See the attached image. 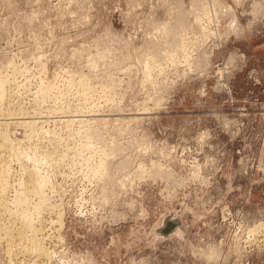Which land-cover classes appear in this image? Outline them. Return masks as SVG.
Instances as JSON below:
<instances>
[{"label":"rangeland","instance_id":"1","mask_svg":"<svg viewBox=\"0 0 264 264\" xmlns=\"http://www.w3.org/2000/svg\"><path fill=\"white\" fill-rule=\"evenodd\" d=\"M6 80L0 113L36 125L3 128L8 198L28 170L55 206L43 264H264V0H0Z\"/></svg>","mask_w":264,"mask_h":264},{"label":"bare ground","instance_id":"2","mask_svg":"<svg viewBox=\"0 0 264 264\" xmlns=\"http://www.w3.org/2000/svg\"><path fill=\"white\" fill-rule=\"evenodd\" d=\"M226 7H228V6H226ZM229 9H231V8L228 7V9H226V11L228 12ZM234 23H236V22H234ZM143 68H145V70L143 69L145 72V75L143 76L144 80L148 81L150 79V74H149L150 70L153 67L149 63H145ZM96 71H97V69H96ZM99 71H100V69H99ZM80 74H82V73H80ZM85 79H87V78H85ZM7 81L8 80L0 83V101L1 102L2 101L9 102L8 98L13 97V95L15 94L14 89H12V91H10V90L6 91L5 90L6 89L5 86H6ZM88 81H90V80H88ZM131 81H132V79H131ZM23 118L24 117L20 116L19 113H10V114L9 113H0V205L4 209L3 214L5 216L10 217L9 222L0 223V239H3L6 242V246H8L9 249H12L14 247V245H16L17 249H19L24 255H26L29 258H31L32 256H36L34 261L38 260L40 262V264H43L44 261H46L50 258V252L47 250V248L43 244V239H39L38 232L41 231L40 225H41L42 221L44 220L43 219V212L45 211V213H46L47 210H50V212H52V211H54V210H51L53 207H54L53 209H55L54 205H52L53 207H51L50 202H52V201H49L48 199H46V197L44 195V188L47 187L46 186L47 185L46 180L43 177H40V175L37 177L33 176L34 173L27 170L26 174H25V176H29L27 181L20 184L18 186L19 190H14L11 198H8V191L11 192L10 190L12 189V186H13L12 180H11L12 175L10 173V169H9L8 165H9V162L11 161V159H10L11 152H12V150H14L15 144L10 142V140L8 139V136L5 133V131L3 130V128L4 127L7 128L8 126L12 125L19 132H25V131L30 132V133L35 132V129H36L35 128V126H36L35 122L23 120ZM68 153H71V154L74 153L73 155H75L77 153V149L76 148H70ZM97 154H99V155L103 154L102 156L104 158L102 156H101V158L98 156L100 158V160H98V162H97V159H96V162H97L96 165L93 163V165H95V167L94 168L91 166L90 167H91V169H94L92 171H94L95 177L99 178V177H103L105 175V172H106L105 169H106V166L108 163H106L105 152L101 151V153H99V151H98ZM62 156L64 157L66 155H62ZM74 162H76V161H74ZM30 203H31V205H30ZM7 207H9V208H7ZM60 207H61V205H60ZM31 209H33V210L31 211ZM56 211H57V209H56ZM56 214L58 216V219H57L58 223L57 224H60L61 215L59 212L58 213L56 212ZM36 222H38L39 226L33 228V225ZM14 228H17L16 233H14V231H13ZM255 229H258L257 225L253 229L252 228L249 229V231H251L253 233V236L256 240L257 238L255 237L256 236L255 233L259 229L258 230H255ZM251 232H249L250 235L252 234ZM249 239H251V240L253 239L252 235H251V238H249ZM250 242L251 241L249 240V243ZM251 244H253V243H251Z\"/></svg>","mask_w":264,"mask_h":264},{"label":"water","instance_id":"3","mask_svg":"<svg viewBox=\"0 0 264 264\" xmlns=\"http://www.w3.org/2000/svg\"><path fill=\"white\" fill-rule=\"evenodd\" d=\"M169 226L171 227V225H169ZM170 227H168V228H167L166 230H164L163 232H164V233L169 232V230H170L169 228H170Z\"/></svg>","mask_w":264,"mask_h":264},{"label":"built area","instance_id":"4","mask_svg":"<svg viewBox=\"0 0 264 264\" xmlns=\"http://www.w3.org/2000/svg\"><path fill=\"white\" fill-rule=\"evenodd\" d=\"M264 165V164H263ZM263 174H264V172H263Z\"/></svg>","mask_w":264,"mask_h":264}]
</instances>
